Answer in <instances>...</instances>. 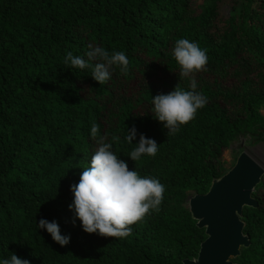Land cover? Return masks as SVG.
<instances>
[{"label": "trees", "instance_id": "1", "mask_svg": "<svg viewBox=\"0 0 264 264\" xmlns=\"http://www.w3.org/2000/svg\"><path fill=\"white\" fill-rule=\"evenodd\" d=\"M228 8V15L222 9ZM222 19V20H221ZM207 49L206 72L194 76L208 98L194 120L172 136L151 109V97L188 90L171 56L177 39ZM124 51L129 72L115 69L99 85L91 70L66 67L67 52L89 45ZM93 61L92 63H96ZM264 0H0V258L30 264H181L196 258L205 230L188 198L225 174L223 152L240 137L264 144ZM93 123L118 158L165 185L158 212L132 225L126 238L73 226L69 185L78 183L97 147ZM135 125L134 145L123 142ZM159 145L155 157H127L139 135ZM240 219L250 244L232 259L264 264V175ZM55 221L61 247L37 229Z\"/></svg>", "mask_w": 264, "mask_h": 264}, {"label": "clouds", "instance_id": "2", "mask_svg": "<svg viewBox=\"0 0 264 264\" xmlns=\"http://www.w3.org/2000/svg\"><path fill=\"white\" fill-rule=\"evenodd\" d=\"M171 56L181 79L189 81L188 90L177 86L167 94L151 97L150 111L153 118L168 129V135L174 136L207 104L208 98L197 91L198 83L194 76L208 70V55L207 49H202L198 43L181 38L175 41ZM93 61L97 62L93 64ZM63 64L79 70L90 69L92 79L99 85L106 84L115 69L124 75L129 72V58L124 51L110 52L103 46L91 44L83 56L67 52ZM90 137L96 140L97 147L87 166L82 168L78 183L69 185L73 198L68 207L73 213V226L78 220L85 233L126 238L132 234V225L160 210L165 185L156 177L143 176L135 169L129 170L128 164L119 159L113 150V143L119 142V136L113 135L109 141L106 134L100 133V126L93 123ZM136 139L137 129L132 125L123 142L134 145ZM158 151L159 145L154 139L140 134L127 157L131 161H139L144 156L155 157ZM36 227L45 230L61 247L71 239L69 235L61 234L55 221L40 219ZM0 264H30V261L11 254L8 258H0Z\"/></svg>", "mask_w": 264, "mask_h": 264}, {"label": "water", "instance_id": "3", "mask_svg": "<svg viewBox=\"0 0 264 264\" xmlns=\"http://www.w3.org/2000/svg\"><path fill=\"white\" fill-rule=\"evenodd\" d=\"M263 175L264 167L242 151L225 174L212 180L206 193L188 198L191 216L197 227L205 230L206 238L196 258L181 264H237L232 259L250 244L243 234L242 210L257 206L252 193Z\"/></svg>", "mask_w": 264, "mask_h": 264}, {"label": "rangeland", "instance_id": "4", "mask_svg": "<svg viewBox=\"0 0 264 264\" xmlns=\"http://www.w3.org/2000/svg\"><path fill=\"white\" fill-rule=\"evenodd\" d=\"M222 15H224V17L228 15V8L226 6L222 9ZM261 113L264 115V109L261 110ZM242 151H246L264 167V144H252L248 138L243 137L232 142L229 148L223 152V159L226 162V166L231 167L235 163L239 153Z\"/></svg>", "mask_w": 264, "mask_h": 264}]
</instances>
